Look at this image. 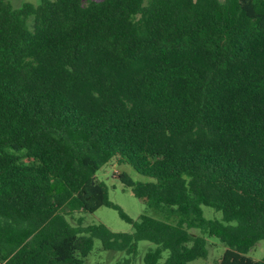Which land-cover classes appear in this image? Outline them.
I'll use <instances>...</instances> for the list:
<instances>
[{
    "label": "trees",
    "instance_id": "16d2710c",
    "mask_svg": "<svg viewBox=\"0 0 264 264\" xmlns=\"http://www.w3.org/2000/svg\"><path fill=\"white\" fill-rule=\"evenodd\" d=\"M150 213L133 220L95 173ZM132 225L72 224L100 206ZM221 212L207 218L202 206ZM195 229L197 232H191ZM264 264V0H0V264Z\"/></svg>",
    "mask_w": 264,
    "mask_h": 264
},
{
    "label": "rangeland",
    "instance_id": "374dc122",
    "mask_svg": "<svg viewBox=\"0 0 264 264\" xmlns=\"http://www.w3.org/2000/svg\"><path fill=\"white\" fill-rule=\"evenodd\" d=\"M13 6H20L23 2L28 1L32 4H37L39 0H9ZM224 1V0H220ZM88 2V0H84ZM122 171L127 172L134 180H148L149 178L135 171L127 164H118L113 159L103 165L96 173V179L105 183L108 191L109 200L119 205L120 208L133 220L138 219L142 213H150L143 199L136 197L130 187L125 186L118 178V174ZM203 213L207 218H220L221 212L210 206H202ZM82 218L83 225L103 223L109 229L116 232H130L132 225L120 217L118 211L108 206H100L94 212H75L71 217H68L72 224H76V219ZM191 232L196 233L195 229ZM208 252L205 258H198L191 261L189 264H215L220 258L224 246L216 237L208 238ZM147 241H139V252L130 264H143L142 257L145 252ZM100 242L94 240L95 251L89 255L87 264H113L115 261L123 257L122 252L99 250ZM248 256L254 259H260L264 256V239L256 243V245L247 253Z\"/></svg>",
    "mask_w": 264,
    "mask_h": 264
}]
</instances>
